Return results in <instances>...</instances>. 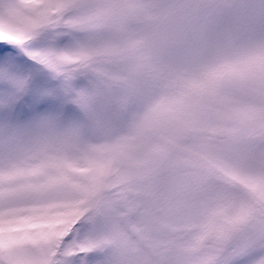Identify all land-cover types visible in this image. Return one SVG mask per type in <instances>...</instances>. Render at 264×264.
Listing matches in <instances>:
<instances>
[{
	"label": "snow or ice",
	"instance_id": "1",
	"mask_svg": "<svg viewBox=\"0 0 264 264\" xmlns=\"http://www.w3.org/2000/svg\"><path fill=\"white\" fill-rule=\"evenodd\" d=\"M0 264H264V0H0Z\"/></svg>",
	"mask_w": 264,
	"mask_h": 264
}]
</instances>
